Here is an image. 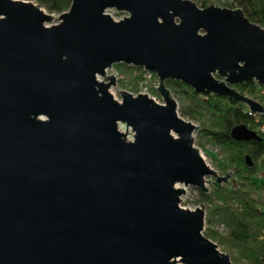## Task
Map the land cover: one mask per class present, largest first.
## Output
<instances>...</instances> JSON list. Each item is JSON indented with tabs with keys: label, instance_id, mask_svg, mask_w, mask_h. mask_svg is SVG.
I'll list each match as a JSON object with an SVG mask.
<instances>
[{
	"label": "water",
	"instance_id": "obj_1",
	"mask_svg": "<svg viewBox=\"0 0 264 264\" xmlns=\"http://www.w3.org/2000/svg\"><path fill=\"white\" fill-rule=\"evenodd\" d=\"M51 19L0 0V264H232L204 236L203 206L181 208L176 187L207 193L231 174L205 164L165 81L264 117L235 88L264 87V29L241 9L190 0H71ZM117 64L154 74L163 105L113 99L115 77H96ZM230 136L255 139L244 125Z\"/></svg>",
	"mask_w": 264,
	"mask_h": 264
},
{
	"label": "trees",
	"instance_id": "obj_2",
	"mask_svg": "<svg viewBox=\"0 0 264 264\" xmlns=\"http://www.w3.org/2000/svg\"><path fill=\"white\" fill-rule=\"evenodd\" d=\"M29 1L54 15L67 12L71 5V0ZM196 1L200 2L202 9L206 7V0ZM229 1L231 4L228 7L235 5L251 22L264 29V0ZM115 67L129 78V84L135 86L142 80V68L123 64ZM165 85L171 94L183 96L186 102L183 115L199 119L211 144L224 155L221 170H233L232 180L219 187L212 185L207 193H199L200 203L206 209L205 222L209 225L215 217L227 230V235L220 237L212 229L206 228L204 236L221 247V251L230 253L232 249L235 250L237 257L230 258L232 264L241 261L245 264H264V132L260 130L264 117L250 114L243 103L233 98L201 96L186 85L172 80L165 81ZM235 88L249 97L257 95L264 107L263 86L250 81ZM153 93L159 96L155 89ZM239 125L253 131L255 139L234 141L230 132ZM246 157L251 159V167L245 164Z\"/></svg>",
	"mask_w": 264,
	"mask_h": 264
},
{
	"label": "rangeland",
	"instance_id": "obj_3",
	"mask_svg": "<svg viewBox=\"0 0 264 264\" xmlns=\"http://www.w3.org/2000/svg\"><path fill=\"white\" fill-rule=\"evenodd\" d=\"M21 1H27V0H21ZM190 1L195 3V5L198 8L202 9L199 1H196V0H190ZM27 2H30V3L34 4L36 7H38V5L36 3H34L33 1L28 0ZM205 4H206V7L213 5V6L222 8V9L223 8L231 9V10L237 9L235 7V5L232 7H228L231 4V2L229 0H206ZM40 9L43 12L48 13L47 10H45L44 8H40ZM107 14L114 21H119V20L123 19L124 17L128 16L126 13H119V12H116L115 10H109V11H107ZM51 16L53 17V19H51V21L49 23H47L46 26H53V25H57L59 23V19H58L59 15L51 14ZM105 74L107 75V77L112 75L116 79L115 85L113 87H111L109 90V93L112 95L113 99H115L116 101L119 102L121 100L120 99V91H125V92L132 94L133 96H137L138 94H146V96L149 97L150 99H152L154 102H156L160 105H163V101H162L161 97L156 96L153 93L154 89L158 86V79L156 76L152 77V75L150 76V73L144 71V73L142 74V80L137 85L135 84V86H134L132 84H129V82H130L129 78H127L124 75V72H123V74L120 73L119 70L115 67V65L112 68L106 70ZM102 82H107V80L105 79V81H102ZM246 96H248V95H246ZM171 97H172V100L174 101V103L176 105L175 111H176L177 115L182 120L191 123L195 127H198V129L195 128V131L192 134L193 147L195 149H197L199 154L201 155V157L204 158L203 160H204L205 164L210 169H212L219 177H225L226 174L228 172H230L231 178L228 181L232 180L233 179V177H232L233 176V170H227L225 172H223L221 170V166H222L221 162L223 160L224 155H222L219 148H217L211 144L209 137H207L205 135V132H203L204 127L202 125V122L197 118L191 119L188 116L183 115L182 111L184 110L185 105H186V102L184 101L183 96L179 95V94H171ZM250 98L255 100L256 102L260 103L257 95H255L254 97H250ZM261 127H264V124ZM261 127H260V130H261ZM118 129L122 134H125V132H126V134H125L126 140H130L131 137L133 139L134 134L130 128H126L125 125L119 124ZM262 132H264V131H262ZM211 180L214 181V178L211 177ZM224 184H226V183H224ZM211 186L212 185H207L208 191H209ZM176 187L183 189L184 193H185L184 195L182 194L179 197V200L181 199V201H179V206L181 208H184L187 210H195L196 208L201 209L200 205H202L203 206V212L205 215L204 217L206 218L207 214H206L205 205L200 203V195H199L200 190H198L197 188L191 187V186L185 187L184 185H177ZM206 228L212 229L220 237H225L227 235L226 228L223 225L219 224L216 221L215 217H213L212 223L209 225L205 222V219H204V230ZM218 249L220 251L222 250L221 247H218ZM221 252L224 254H227V255L229 254L230 258H236L237 257L236 252L233 249L230 253H228L227 251H221ZM176 264H181V263L178 261ZM233 264H245V262L244 261L233 262Z\"/></svg>",
	"mask_w": 264,
	"mask_h": 264
},
{
	"label": "built area",
	"instance_id": "obj_4",
	"mask_svg": "<svg viewBox=\"0 0 264 264\" xmlns=\"http://www.w3.org/2000/svg\"><path fill=\"white\" fill-rule=\"evenodd\" d=\"M150 76H151V73H150ZM96 78H97V80H98L99 82H102V81H105V79L107 78V75L105 74L103 77L97 76ZM155 89H156V88H155ZM261 130L264 131V127H261ZM132 140H133V139H132V137H131L130 141H132Z\"/></svg>",
	"mask_w": 264,
	"mask_h": 264
},
{
	"label": "bare ground",
	"instance_id": "obj_5",
	"mask_svg": "<svg viewBox=\"0 0 264 264\" xmlns=\"http://www.w3.org/2000/svg\"><path fill=\"white\" fill-rule=\"evenodd\" d=\"M100 77H103V76H100ZM106 80H107V78H106ZM110 90V89H109ZM203 158V157H202ZM204 159V158H203ZM231 178V177H230Z\"/></svg>",
	"mask_w": 264,
	"mask_h": 264
}]
</instances>
